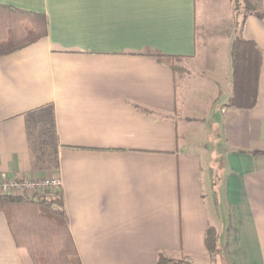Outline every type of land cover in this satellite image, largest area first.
<instances>
[{
  "label": "crops",
  "instance_id": "1",
  "mask_svg": "<svg viewBox=\"0 0 264 264\" xmlns=\"http://www.w3.org/2000/svg\"><path fill=\"white\" fill-rule=\"evenodd\" d=\"M0 4L47 25L45 37L0 53V180H60L81 264H212L208 227L223 264H264L263 22L248 16L237 31L259 56L256 105L238 110L226 105L228 0ZM177 57L192 59L186 72L164 60ZM46 104L57 174L33 171L25 132L24 114ZM0 264H31L1 210Z\"/></svg>",
  "mask_w": 264,
  "mask_h": 264
},
{
  "label": "trees",
  "instance_id": "2",
  "mask_svg": "<svg viewBox=\"0 0 264 264\" xmlns=\"http://www.w3.org/2000/svg\"><path fill=\"white\" fill-rule=\"evenodd\" d=\"M233 19L229 57L231 95L228 107L250 110L257 102L259 56L252 42L240 39L237 31L248 16L264 23L259 0H228ZM45 16L0 4V53L41 39L47 34ZM173 72H186L180 64L191 58L164 59ZM218 96L221 87L214 82ZM25 132L32 169L38 173H58L59 142L55 111L46 104L24 114ZM221 166V165H220ZM220 166L216 167L219 171ZM43 197H0V210L7 221L15 246L26 250L31 264H81L67 227L61 189H49ZM206 251L212 264H223L218 232L208 227L204 236ZM157 264H189L159 255Z\"/></svg>",
  "mask_w": 264,
  "mask_h": 264
},
{
  "label": "built area",
  "instance_id": "3",
  "mask_svg": "<svg viewBox=\"0 0 264 264\" xmlns=\"http://www.w3.org/2000/svg\"><path fill=\"white\" fill-rule=\"evenodd\" d=\"M60 189V180L36 176H21L12 180H0V197H33L45 190Z\"/></svg>",
  "mask_w": 264,
  "mask_h": 264
},
{
  "label": "rangeland",
  "instance_id": "4",
  "mask_svg": "<svg viewBox=\"0 0 264 264\" xmlns=\"http://www.w3.org/2000/svg\"><path fill=\"white\" fill-rule=\"evenodd\" d=\"M212 145H214V144H212ZM215 170H216V168H215ZM49 177V176H48ZM51 177H49V179H50ZM213 181H214V183H216L217 185L219 184V182H220V179H219V176H218V174L216 173V175H215V173H213ZM43 195L44 194H42V193H38L37 195H36V197H43ZM212 260V259H211Z\"/></svg>",
  "mask_w": 264,
  "mask_h": 264
}]
</instances>
